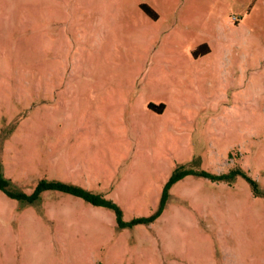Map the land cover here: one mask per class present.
Here are the masks:
<instances>
[{"label": "rangeland", "instance_id": "rangeland-1", "mask_svg": "<svg viewBox=\"0 0 264 264\" xmlns=\"http://www.w3.org/2000/svg\"><path fill=\"white\" fill-rule=\"evenodd\" d=\"M0 166L164 200L0 189V264H264V0H0Z\"/></svg>", "mask_w": 264, "mask_h": 264}, {"label": "trees", "instance_id": "trees-1", "mask_svg": "<svg viewBox=\"0 0 264 264\" xmlns=\"http://www.w3.org/2000/svg\"><path fill=\"white\" fill-rule=\"evenodd\" d=\"M189 174L201 175V176L209 177L213 180L229 179L230 175L236 176L240 174L244 176L246 179L250 180L247 173H245L242 170H238V169L232 171L229 174L222 173V174L215 175L205 170L193 169L191 167H187L186 165H181L175 168V170L173 171L169 181L166 184V189L167 190L170 189V187L174 183H176L177 181H179L180 179H182L183 177ZM0 189L4 190L9 196L17 198L21 200L22 202H28V203L35 202L44 190L53 189V190H60V191L72 193L74 195L84 198L85 200L95 205L107 206L113 209L116 212L117 221L120 227H127V226H132V225L140 224V223H151L160 216L164 208V200H163L160 208L151 216L137 217L127 222L123 219V212L120 206L116 202H114L112 199L106 198L104 195L100 193H94L93 191L87 188H84V187H81V186H78V185H75L69 182H64L61 180H52V181H41L32 194H27L23 192L22 190L15 189L12 186L11 181L5 177V174L1 166H0ZM165 197H166V194H165Z\"/></svg>", "mask_w": 264, "mask_h": 264}]
</instances>
